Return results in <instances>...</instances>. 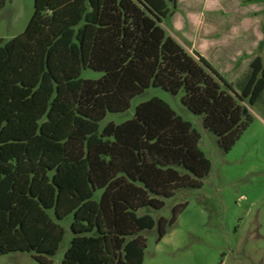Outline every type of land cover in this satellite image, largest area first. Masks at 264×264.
Masks as SVG:
<instances>
[{
  "label": "trees",
  "instance_id": "16d2710c",
  "mask_svg": "<svg viewBox=\"0 0 264 264\" xmlns=\"http://www.w3.org/2000/svg\"><path fill=\"white\" fill-rule=\"evenodd\" d=\"M166 13L164 0H31L22 30L0 43V254L48 264L62 235L55 221L69 215L60 264H140L139 233L154 226L157 241L184 204L165 220L148 211L197 188L208 170L198 134L156 98L96 132L104 113L124 111L144 88L179 91L222 152L249 124L264 62L253 56L233 92L164 34ZM84 68L99 77L78 79Z\"/></svg>",
  "mask_w": 264,
  "mask_h": 264
},
{
  "label": "rangeland",
  "instance_id": "374dc122",
  "mask_svg": "<svg viewBox=\"0 0 264 264\" xmlns=\"http://www.w3.org/2000/svg\"><path fill=\"white\" fill-rule=\"evenodd\" d=\"M249 1L252 0H178L175 15H169L173 8L165 1L167 13L159 22L165 35L170 34L168 29H173L174 19L183 24L184 31H190L192 17L213 22L219 32L226 33L243 29L245 16H250L264 31V0L255 4H248ZM30 11L31 0H3L0 43L22 30ZM213 57L208 58L211 65L224 67L219 70L220 75L231 89L243 81L238 64L234 70H228L220 59ZM99 75L97 71L84 68L77 77L94 80ZM179 96V91L172 95L159 88L146 87L128 100L124 111L106 112L96 124L98 132L107 122L121 123L131 117L136 104L156 98L198 134L196 146L208 162V170L197 188H178L171 196L160 199L158 209L148 211L153 220L157 217L165 220L171 206L184 204L157 241H154V226L139 233L144 239L140 264H264V116H261L264 91L245 108L250 122L226 152H222L213 135L200 126L199 116L180 105ZM177 171L184 172L179 168ZM97 195L98 191H94L93 199ZM69 221V215L55 221L62 235L54 253L46 257L48 264H60L70 238ZM0 264L38 263L29 253L8 252L0 254Z\"/></svg>",
  "mask_w": 264,
  "mask_h": 264
},
{
  "label": "crops",
  "instance_id": "0c3cea01",
  "mask_svg": "<svg viewBox=\"0 0 264 264\" xmlns=\"http://www.w3.org/2000/svg\"><path fill=\"white\" fill-rule=\"evenodd\" d=\"M165 1L168 0H164V3ZM257 1L259 0H252L247 3L255 4ZM177 7L178 0H174V7L169 12V15H175ZM248 14L250 15V12ZM251 16H254V14L252 13ZM191 20V29L187 32L184 31L183 24L179 23L177 19H174L172 23L173 29H168L170 33L168 36L178 45L184 47L188 52H195L203 58L220 77L219 70L224 67H218L217 65V67H215L211 65L208 58L212 60L213 56L217 57L221 60L220 63L228 68V70H234L236 64H238L239 71L243 72V81L236 83L235 88L231 89L233 92L237 93L248 76L247 65L249 60L256 55L264 62V31L260 23H258L254 17L245 16L243 20L245 24L243 29L236 30L235 32L223 33L219 32L217 26L213 22H206L201 17H192ZM261 91H264V86ZM261 114V116H264L263 113Z\"/></svg>",
  "mask_w": 264,
  "mask_h": 264
}]
</instances>
